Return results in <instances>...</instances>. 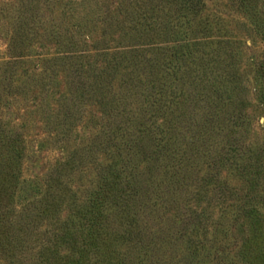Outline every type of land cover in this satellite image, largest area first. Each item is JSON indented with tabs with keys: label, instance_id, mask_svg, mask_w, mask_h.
<instances>
[{
	"label": "rangeland",
	"instance_id": "obj_1",
	"mask_svg": "<svg viewBox=\"0 0 264 264\" xmlns=\"http://www.w3.org/2000/svg\"><path fill=\"white\" fill-rule=\"evenodd\" d=\"M0 204V264H264V0H0Z\"/></svg>",
	"mask_w": 264,
	"mask_h": 264
},
{
	"label": "trees",
	"instance_id": "obj_2",
	"mask_svg": "<svg viewBox=\"0 0 264 264\" xmlns=\"http://www.w3.org/2000/svg\"><path fill=\"white\" fill-rule=\"evenodd\" d=\"M149 30H151V35L150 36H153V35H160L161 34V29L158 25L155 26V23H153V26H149ZM153 101V100H152ZM154 102V101H153ZM3 146L9 148V145L8 144H2ZM5 181V180H4ZM4 189L6 190L7 189V186L4 187ZM5 205H1L0 204V227L3 226L2 224L4 223V213H5V208H4Z\"/></svg>",
	"mask_w": 264,
	"mask_h": 264
}]
</instances>
